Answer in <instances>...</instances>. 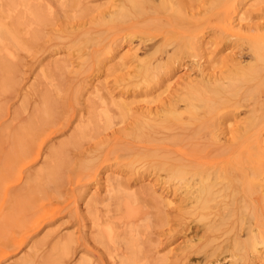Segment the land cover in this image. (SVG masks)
<instances>
[{
  "label": "rangeland",
  "instance_id": "obj_1",
  "mask_svg": "<svg viewBox=\"0 0 264 264\" xmlns=\"http://www.w3.org/2000/svg\"><path fill=\"white\" fill-rule=\"evenodd\" d=\"M263 60L264 0H0V264H264Z\"/></svg>",
  "mask_w": 264,
  "mask_h": 264
},
{
  "label": "bare ground",
  "instance_id": "obj_2",
  "mask_svg": "<svg viewBox=\"0 0 264 264\" xmlns=\"http://www.w3.org/2000/svg\"><path fill=\"white\" fill-rule=\"evenodd\" d=\"M242 8V7H241ZM30 10V9H29ZM239 23H241V22H239ZM227 24V23H226ZM2 36V35H1ZM263 59V58H262ZM262 59H261V61H262ZM264 61V60H263ZM217 95V94H216ZM240 146V145H239ZM257 163V162H256ZM193 189V188H192ZM258 201H259V199H258ZM109 228V227H108ZM110 229V228H109ZM111 231V230H110ZM255 232V231H254ZM256 232H257V230H256ZM255 232V233H256ZM254 236H256V234L254 235ZM253 239V238H252ZM254 240V239H253ZM255 242V241H254ZM260 242V241H259ZM250 243V242H249ZM256 244H258V242L256 243ZM259 245V244H258ZM262 245V244H261ZM254 247L255 248H257V245H254Z\"/></svg>",
  "mask_w": 264,
  "mask_h": 264
}]
</instances>
